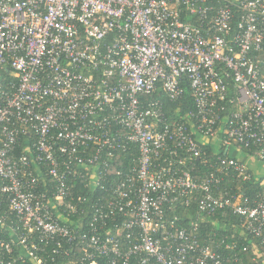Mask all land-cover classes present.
Instances as JSON below:
<instances>
[{
    "label": "built area",
    "instance_id": "built-area-1",
    "mask_svg": "<svg viewBox=\"0 0 264 264\" xmlns=\"http://www.w3.org/2000/svg\"><path fill=\"white\" fill-rule=\"evenodd\" d=\"M227 215L264 264V0H0V264H244Z\"/></svg>",
    "mask_w": 264,
    "mask_h": 264
},
{
    "label": "trees",
    "instance_id": "trees-1",
    "mask_svg": "<svg viewBox=\"0 0 264 264\" xmlns=\"http://www.w3.org/2000/svg\"><path fill=\"white\" fill-rule=\"evenodd\" d=\"M164 102V108L166 111L170 112L172 109H175L176 107L179 108V111L181 114H185L187 111H193L194 110V104H193V98L191 96L190 90H189V86H184V93H183V97L181 98L180 103H170L169 101H167V99H164L163 97L161 98ZM213 149L211 146H204L203 147V154L205 155V158L207 159V162H210L211 160L214 159V155H213ZM200 162V161H199ZM197 162V163H199ZM200 171L201 172H205L207 171V167L206 164H200L199 166ZM209 170V169H208ZM223 185H226V188H232V189H237L239 188L242 191H246L249 194L253 191L257 192V186L254 184H251L250 182H241L239 180H236L234 176H232L230 173L226 176L225 181L223 183ZM85 190L80 187H77V192L79 194H84L85 195ZM185 212H188V214H190L191 217H194V213H195V204H191L190 208L185 211L182 210L181 208H178L177 213L178 214H184ZM220 217H218L219 219ZM217 221V219H210L208 222L210 223H205V225H203L202 231L205 232L203 233V236H206V233L208 231H215L217 238H220L221 236H226V242H232L233 240H235L237 242V248H235L234 250H226V252L224 251L225 254H232L234 252H240V247L242 245H247L250 246V248L248 249L247 252H243L242 254V261L244 264H257V261H259V258H256L255 261L252 260V257L254 256L255 252L251 251V246L253 243V240H250L249 238L247 240H244L243 238H241V228L238 227V218L234 217V216H226V224L222 227L219 224L215 225V224H211V222L213 221ZM207 231V232H206ZM231 236H233L234 238L231 239Z\"/></svg>",
    "mask_w": 264,
    "mask_h": 264
},
{
    "label": "rangeland",
    "instance_id": "rangeland-1",
    "mask_svg": "<svg viewBox=\"0 0 264 264\" xmlns=\"http://www.w3.org/2000/svg\"><path fill=\"white\" fill-rule=\"evenodd\" d=\"M233 151H234V149L231 150L230 155H234V154L237 155V153H235V152H233ZM241 159H243V157H241ZM251 172H252V173H255L254 171H251ZM256 172H259V174H260V173H263V171H261V167H260L259 165L256 166Z\"/></svg>",
    "mask_w": 264,
    "mask_h": 264
}]
</instances>
